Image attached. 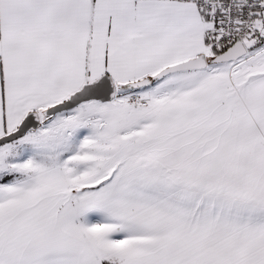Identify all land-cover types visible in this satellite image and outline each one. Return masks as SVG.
<instances>
[{"label": "snow or ice", "instance_id": "snow-or-ice-1", "mask_svg": "<svg viewBox=\"0 0 264 264\" xmlns=\"http://www.w3.org/2000/svg\"><path fill=\"white\" fill-rule=\"evenodd\" d=\"M0 264H264V0H0Z\"/></svg>", "mask_w": 264, "mask_h": 264}]
</instances>
